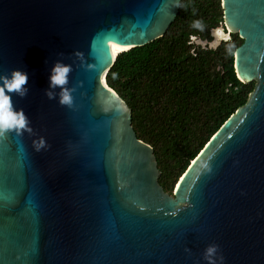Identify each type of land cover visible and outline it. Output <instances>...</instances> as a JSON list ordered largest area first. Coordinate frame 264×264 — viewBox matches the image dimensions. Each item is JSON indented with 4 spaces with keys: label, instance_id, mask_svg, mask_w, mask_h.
Instances as JSON below:
<instances>
[{
    "label": "water",
    "instance_id": "water-1",
    "mask_svg": "<svg viewBox=\"0 0 264 264\" xmlns=\"http://www.w3.org/2000/svg\"><path fill=\"white\" fill-rule=\"evenodd\" d=\"M180 2L0 0V75L28 74L11 95L31 128L0 137V264H264V0H221L254 86L172 193L105 79L112 50L163 36ZM57 63L71 106L49 86Z\"/></svg>",
    "mask_w": 264,
    "mask_h": 264
},
{
    "label": "trees",
    "instance_id": "trees-1",
    "mask_svg": "<svg viewBox=\"0 0 264 264\" xmlns=\"http://www.w3.org/2000/svg\"><path fill=\"white\" fill-rule=\"evenodd\" d=\"M195 20L204 22L203 32L191 26ZM219 26H223L221 0H181L165 34L117 53L105 76L131 109L136 136L152 146L158 182L169 193L254 86L237 78L226 42L215 49L190 42L191 36L210 42L212 30ZM242 41L231 32V43L237 47Z\"/></svg>",
    "mask_w": 264,
    "mask_h": 264
},
{
    "label": "clouds",
    "instance_id": "clouds-1",
    "mask_svg": "<svg viewBox=\"0 0 264 264\" xmlns=\"http://www.w3.org/2000/svg\"><path fill=\"white\" fill-rule=\"evenodd\" d=\"M176 7H180V5L177 4ZM193 12H195V9H193ZM191 26L201 32L205 29V24L202 20L193 21ZM231 31V28H227V31H225L224 28L217 27L211 32L214 40L210 44L207 41H200L196 36H191L190 42H196L201 45L207 44L208 47L215 49L221 41H224L227 44V53L236 57L239 54V49L236 48L234 43H231ZM193 54L195 53L193 52ZM70 71L71 68L69 66L57 63L49 76L50 88L59 87L61 89L59 99L61 105L71 106L72 104V96L69 90L64 87L68 82L67 77ZM115 75L113 74V78H115ZM27 83L28 74L21 70L14 69L10 72V75H0V137L12 132H15L16 135H22L24 131L31 133L28 117L22 108L18 109L15 107L11 95L15 94L20 98H24L28 92ZM47 95L50 99L54 98L52 92H48ZM45 146V141L41 138L36 145V149L39 151ZM215 250L216 246L213 245L206 250V253L211 255Z\"/></svg>",
    "mask_w": 264,
    "mask_h": 264
},
{
    "label": "bare ground",
    "instance_id": "bare-ground-1",
    "mask_svg": "<svg viewBox=\"0 0 264 264\" xmlns=\"http://www.w3.org/2000/svg\"><path fill=\"white\" fill-rule=\"evenodd\" d=\"M125 48H126V47H125ZM125 48H123V49H125ZM123 49L112 50V53L115 55L117 52H119V51H121V50H123Z\"/></svg>",
    "mask_w": 264,
    "mask_h": 264
},
{
    "label": "rangeland",
    "instance_id": "rangeland-1",
    "mask_svg": "<svg viewBox=\"0 0 264 264\" xmlns=\"http://www.w3.org/2000/svg\"><path fill=\"white\" fill-rule=\"evenodd\" d=\"M225 29V31H227V29L224 26H219ZM214 40V38L210 41V43ZM118 53V52H117Z\"/></svg>",
    "mask_w": 264,
    "mask_h": 264
},
{
    "label": "built area",
    "instance_id": "built-area-1",
    "mask_svg": "<svg viewBox=\"0 0 264 264\" xmlns=\"http://www.w3.org/2000/svg\"><path fill=\"white\" fill-rule=\"evenodd\" d=\"M200 40V39H199ZM200 41H202V40H200Z\"/></svg>",
    "mask_w": 264,
    "mask_h": 264
}]
</instances>
